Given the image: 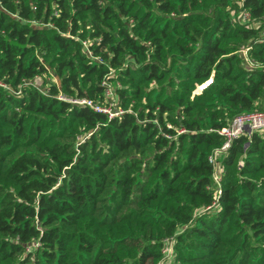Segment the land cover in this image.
<instances>
[{"label":"trees","instance_id":"1","mask_svg":"<svg viewBox=\"0 0 264 264\" xmlns=\"http://www.w3.org/2000/svg\"><path fill=\"white\" fill-rule=\"evenodd\" d=\"M263 108L264 0H0V264H264Z\"/></svg>","mask_w":264,"mask_h":264},{"label":"built area","instance_id":"2","mask_svg":"<svg viewBox=\"0 0 264 264\" xmlns=\"http://www.w3.org/2000/svg\"><path fill=\"white\" fill-rule=\"evenodd\" d=\"M249 16H250L249 12L245 9H243L240 12V18L243 20H247ZM248 47L249 46H245L241 49L243 54H246ZM210 81H212V76H210L208 79H206V81H203L201 83L196 82L194 88L192 89V94L200 92L202 89L205 88L204 86L207 85ZM200 88L202 89L197 91ZM106 91L111 96L112 93L111 89L108 88ZM57 97L74 103H85L91 105L93 106L94 109L107 113L108 116L110 117L120 115L123 112L122 108H117V110L111 112V110L106 109L105 106L94 104L90 99L87 98H70L62 94H58ZM109 98H110L109 105L110 104L114 105L112 97ZM262 129H264V108L239 112L235 114L227 125L217 129V132L223 137V141L219 146L214 147L213 150L208 154L209 162L212 163L216 168L217 165L216 159L218 154L226 151L231 145V142L234 138L242 134H250L252 131L262 130ZM214 176L215 178H217L218 175L216 172H214ZM163 252L165 253V255L168 256L171 252V246L170 245L166 246L163 249Z\"/></svg>","mask_w":264,"mask_h":264},{"label":"rangeland","instance_id":"3","mask_svg":"<svg viewBox=\"0 0 264 264\" xmlns=\"http://www.w3.org/2000/svg\"><path fill=\"white\" fill-rule=\"evenodd\" d=\"M206 81V80H205ZM192 92V91H191ZM105 108L108 110H111V112H114L115 110H117V108H121V107H117L116 105H105ZM218 177V176H217Z\"/></svg>","mask_w":264,"mask_h":264}]
</instances>
